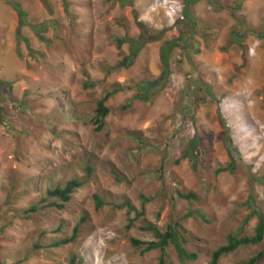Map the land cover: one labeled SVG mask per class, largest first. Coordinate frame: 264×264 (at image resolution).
<instances>
[{
  "label": "rangeland",
  "instance_id": "obj_1",
  "mask_svg": "<svg viewBox=\"0 0 264 264\" xmlns=\"http://www.w3.org/2000/svg\"><path fill=\"white\" fill-rule=\"evenodd\" d=\"M18 1L31 23L43 24L45 39L28 26L18 39V17L0 0V79L12 82L0 122V264H69L73 254L83 264H209L231 234H254L251 211L264 216V0H244L239 10L237 0H199L187 16L186 0H66L67 10L64 0H47L51 11L43 0ZM139 22L160 39L130 67L113 68L129 50L116 39L139 36ZM236 29H250L243 48L228 47ZM171 38L180 46L158 84L160 47ZM151 81L158 87L149 100L136 98L132 86ZM111 91L105 126L96 130L97 102ZM231 160L234 170L217 171ZM72 178L85 183L64 209L21 216ZM190 192L196 200L183 196ZM95 195L107 204L97 208ZM125 203L133 208L117 206ZM82 215L73 243L35 250L59 224L70 233ZM149 224L178 229L196 257L183 258L172 242L145 250L157 240ZM260 251L264 240L218 264Z\"/></svg>",
  "mask_w": 264,
  "mask_h": 264
},
{
  "label": "trees",
  "instance_id": "obj_2",
  "mask_svg": "<svg viewBox=\"0 0 264 264\" xmlns=\"http://www.w3.org/2000/svg\"><path fill=\"white\" fill-rule=\"evenodd\" d=\"M7 4H9L14 11L17 14L18 21L16 26V36L20 40L26 39L22 34V29L25 26H28L32 28L35 33L38 35L40 39H45V37L42 35V23H31L29 21V15L28 11L25 10V8L22 6L21 2L18 0H4ZM199 0H186V3L184 5L183 13L185 16L188 15V4L190 3H196ZM43 2L46 4L48 9L51 11V8L49 7V3L47 0H43ZM244 0H237V3L235 5V10H239L242 7ZM127 1H122V5H126ZM69 6V3L64 0V8L67 10ZM232 14H235L234 12ZM235 16V15H234ZM239 22V17L236 16ZM140 28L142 29L139 36H124V37H118L116 39L117 45L121 47L123 44L128 43L129 44V50L128 53L125 54L120 61H118L113 68H121V67H130L133 65L142 50V48L151 41L159 40L160 37H156L151 35L147 30L144 29V23L139 22L138 23ZM248 32H250V29L245 30H234L229 37L228 41V47L234 45L235 43L238 44L241 48L244 46L243 40L246 38ZM187 39L189 38L190 34L189 32H186L184 34ZM187 42V41H186ZM180 46L179 38H171V39H165L160 47V60L162 64V71L161 75L158 79V84H161V81H165L168 79L169 74L171 73L170 68V59L172 57V52L177 49ZM31 49V48H30ZM0 122L6 123V114L5 107L2 105L4 95L9 93L11 94L12 89V82L1 80L0 79ZM136 88L137 93L135 94L136 98L149 100L150 94L158 87L154 86V82H138L135 83L134 86ZM118 90V89H116ZM115 90V91H116ZM114 91V92H115ZM114 92H107L105 93L97 102L96 108H95V116L93 118V122L96 125V130H102L105 126V118L108 115L110 108L107 106L106 102L110 98L111 94ZM199 99V98H198ZM27 100L23 99L19 102V106L23 107L26 105ZM127 105H124L123 108H126ZM227 135V134H226ZM195 143H197L196 140L192 141V143L189 146V151L191 156L195 157ZM231 149V148H230ZM234 170L235 169V163L233 160L229 163L227 167H219L217 169L218 172H221L223 170ZM264 182V179H261ZM85 183V179H79V178H72L69 179L64 185L57 184L55 187H50L46 191V195L44 198L38 200L36 203L31 204L28 208H25L22 210L21 216L24 218H32L40 212V214L43 213H49L51 211L56 210H62L66 207L68 203H70L73 200L74 193L78 188H80ZM184 197L190 199V200H196L197 196L190 192L187 194H183ZM94 199L96 201V207L100 208L107 204L99 195H95ZM127 206L129 209H132L133 207L128 204H121L117 205L119 207ZM260 210L253 209L249 215L248 218L258 215V221L255 226V232L252 235L248 236H239L237 234H231L229 236V240L226 244L218 247L216 250L212 253V258L210 260L209 264H218L219 259L230 252L235 251L240 246L244 245H250V244H257L264 240V216L262 212H259ZM200 211L193 210L192 213H197ZM198 214V213H197ZM88 216L82 215L79 222L73 226L70 233H64L62 229L63 224H59V226L55 229H53V233L55 234V237L51 239V241L44 242L43 240H39L35 244V250H43L48 252L49 249L57 250L58 248L68 245L70 243H73L79 234L80 226L87 222ZM145 229L151 230L155 237L157 238L156 241H151L147 244L145 247V250H151V249H164L169 242L174 243L177 246V249L179 251L180 256L183 258H195L196 254L187 253L184 247L181 245L180 241V232L178 229L174 228L172 225L168 226V229L165 232H161L159 228L153 224H149ZM48 235V232L46 230L41 232V236L44 237ZM133 242L140 243L138 240L134 239ZM264 252L260 251L257 255L251 257L247 261L241 263V264H255L259 259L262 258ZM163 261V259H162ZM7 264V263H2ZM12 264H20V263H12ZM69 264H83V259L78 257V255L73 254L69 260ZM161 264V263H160Z\"/></svg>",
  "mask_w": 264,
  "mask_h": 264
},
{
  "label": "crops",
  "instance_id": "obj_3",
  "mask_svg": "<svg viewBox=\"0 0 264 264\" xmlns=\"http://www.w3.org/2000/svg\"><path fill=\"white\" fill-rule=\"evenodd\" d=\"M12 9H13V8H12ZM13 12H15L14 9H13ZM10 13H11V12H10ZM15 13H16V12H15ZM16 15H17V14H16Z\"/></svg>",
  "mask_w": 264,
  "mask_h": 264
}]
</instances>
